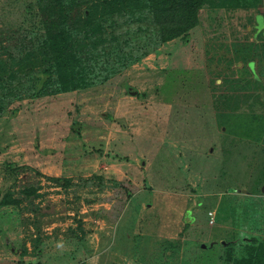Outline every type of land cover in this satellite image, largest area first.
<instances>
[{
  "label": "rangeland",
  "instance_id": "obj_1",
  "mask_svg": "<svg viewBox=\"0 0 264 264\" xmlns=\"http://www.w3.org/2000/svg\"><path fill=\"white\" fill-rule=\"evenodd\" d=\"M139 22H99L87 87L2 98L0 264H231L264 237V0L204 5L168 42ZM48 23L39 0H0V57Z\"/></svg>",
  "mask_w": 264,
  "mask_h": 264
},
{
  "label": "trees",
  "instance_id": "obj_2",
  "mask_svg": "<svg viewBox=\"0 0 264 264\" xmlns=\"http://www.w3.org/2000/svg\"><path fill=\"white\" fill-rule=\"evenodd\" d=\"M46 19V35L41 40L35 52L25 57L11 60L0 57V111L5 109V100H16L22 92L35 98L49 95L52 92L61 93L85 88L91 80L87 76L89 64L102 58L105 53L107 38L100 21H113V17L126 15L134 23L151 17L158 27L162 41L168 42L181 37L199 22L200 9L207 4H217L219 7L232 6L242 8L256 6L260 0H93L83 11L74 12L79 8L81 0H39ZM46 4V5H44ZM263 4V3H262ZM82 5V4H81ZM30 70L27 65L32 62ZM41 68L34 72V68ZM94 68V67H93ZM91 68V69H93ZM34 73L27 89L14 87L18 73ZM58 183L66 184L62 179ZM30 194V191H28ZM17 205L9 195L0 200V209L5 206ZM245 239H247L245 241ZM242 240L236 255L228 254L231 264H264V237L251 236ZM251 239V241H248ZM246 245V246H245ZM246 256L242 257L243 250Z\"/></svg>",
  "mask_w": 264,
  "mask_h": 264
},
{
  "label": "water",
  "instance_id": "obj_3",
  "mask_svg": "<svg viewBox=\"0 0 264 264\" xmlns=\"http://www.w3.org/2000/svg\"><path fill=\"white\" fill-rule=\"evenodd\" d=\"M132 93H134L135 95L137 94L136 91H133ZM263 193H264V189H263ZM204 248H205V246H204Z\"/></svg>",
  "mask_w": 264,
  "mask_h": 264
},
{
  "label": "built area",
  "instance_id": "obj_4",
  "mask_svg": "<svg viewBox=\"0 0 264 264\" xmlns=\"http://www.w3.org/2000/svg\"><path fill=\"white\" fill-rule=\"evenodd\" d=\"M210 215L213 216V213H211Z\"/></svg>",
  "mask_w": 264,
  "mask_h": 264
}]
</instances>
